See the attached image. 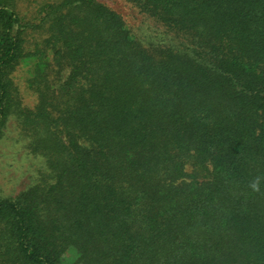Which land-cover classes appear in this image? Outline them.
Returning a JSON list of instances; mask_svg holds the SVG:
<instances>
[{
    "label": "trees",
    "instance_id": "1",
    "mask_svg": "<svg viewBox=\"0 0 264 264\" xmlns=\"http://www.w3.org/2000/svg\"><path fill=\"white\" fill-rule=\"evenodd\" d=\"M125 1L0 0V264H264V0Z\"/></svg>",
    "mask_w": 264,
    "mask_h": 264
},
{
    "label": "rangeland",
    "instance_id": "2",
    "mask_svg": "<svg viewBox=\"0 0 264 264\" xmlns=\"http://www.w3.org/2000/svg\"><path fill=\"white\" fill-rule=\"evenodd\" d=\"M101 1L110 5L114 9H116L119 13H121L123 16H125L131 24L132 23L133 24L138 23L139 19L136 16L137 11L132 7V5L130 3L126 2L125 0H101ZM140 20H142V18H140ZM6 187H7V184H6Z\"/></svg>",
    "mask_w": 264,
    "mask_h": 264
}]
</instances>
